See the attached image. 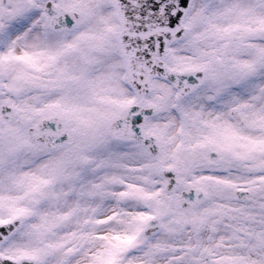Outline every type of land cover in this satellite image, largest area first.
<instances>
[{
	"label": "snow or ice",
	"instance_id": "1",
	"mask_svg": "<svg viewBox=\"0 0 264 264\" xmlns=\"http://www.w3.org/2000/svg\"><path fill=\"white\" fill-rule=\"evenodd\" d=\"M0 264H264V0H0Z\"/></svg>",
	"mask_w": 264,
	"mask_h": 264
}]
</instances>
